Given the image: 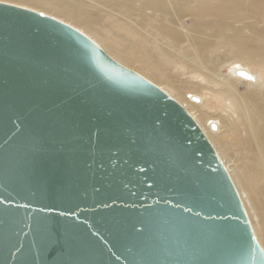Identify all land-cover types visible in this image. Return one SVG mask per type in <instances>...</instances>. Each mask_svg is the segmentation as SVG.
Segmentation results:
<instances>
[{"label": "water", "instance_id": "water-1", "mask_svg": "<svg viewBox=\"0 0 264 264\" xmlns=\"http://www.w3.org/2000/svg\"><path fill=\"white\" fill-rule=\"evenodd\" d=\"M40 13L0 2V264H264L192 114Z\"/></svg>", "mask_w": 264, "mask_h": 264}, {"label": "bare ground", "instance_id": "bare-ground-1", "mask_svg": "<svg viewBox=\"0 0 264 264\" xmlns=\"http://www.w3.org/2000/svg\"><path fill=\"white\" fill-rule=\"evenodd\" d=\"M11 1L24 4L20 6L26 8L48 6L50 9L42 7L43 11L59 19L64 17L66 23L90 37L117 62L123 65L128 60L134 61L133 55L137 56V53L125 49L129 47L124 45L113 47L111 43L114 39L107 38L98 29L101 23L97 19L98 13L108 9L109 17L117 19L134 37L149 35V28L154 30L156 38L147 41L150 52L155 51L171 63L173 56L182 66L192 67L194 74L199 71L201 75H197L204 78L208 90L206 94L195 92L187 97L186 87L183 92L181 87L173 84L160 82L157 85L173 98H178L176 100L192 114L216 148L240 192L256 236L264 249V36L254 34L249 36V40H242V33L248 34L251 27L242 24L243 20L226 22L223 15L215 13L216 7L211 0H74L77 3L75 7L68 4L59 6L48 0ZM83 6L97 10L92 14L95 18L83 16ZM205 14L209 18H203ZM186 17H193L208 25L209 38L191 30L186 24ZM253 19L264 25V9ZM183 43L188 44L186 53L178 54ZM220 49L233 50L226 64L237 62L236 69L228 75L220 71L226 65L222 62L214 69L207 65V57ZM143 58L136 59L137 65L133 68L145 73V68L140 67L144 65ZM213 59L214 62L216 58ZM154 68L150 64L144 74L146 78L151 77L149 73ZM239 70L248 72L253 79L239 76ZM164 78L169 80L170 76L165 75ZM241 86L245 90L241 91ZM237 132L240 134L237 135ZM238 137L243 141L242 152L235 149L234 141ZM250 173L260 179L261 186L254 181L255 191L248 184Z\"/></svg>", "mask_w": 264, "mask_h": 264}, {"label": "rangeland", "instance_id": "rangeland-1", "mask_svg": "<svg viewBox=\"0 0 264 264\" xmlns=\"http://www.w3.org/2000/svg\"><path fill=\"white\" fill-rule=\"evenodd\" d=\"M48 1L52 2V3H57L59 6L60 5L65 6L66 4H68L71 7H75V5L77 4V3H74L75 2L74 0H56V1L55 0H48ZM0 2H7V3L12 2V4L15 3V5L18 4L19 6L20 5L25 6L24 4H20L18 2H14L11 0L10 1L9 0H0ZM24 2H29V1L25 0ZM67 2H69L70 4ZM211 2L216 7V9L214 10L215 13L217 15H223L225 17L226 22L234 23L235 21L243 20L242 24H248L251 27V30L249 31L248 34L242 33V35H241L242 40H249V36L254 35V34H257L260 37L264 36V29H263L264 25H263V23L258 24L253 19V17L255 15H257V13L263 12L264 0H211ZM72 3H74V4H72ZM28 7L30 9H33V10L36 9V11L45 13L47 15H50L52 17L59 19V17H56L53 14H50V13L43 11L44 8H42V7H47L48 9H50L48 6L39 5L40 8H34L32 6H28ZM106 10L108 11V9H106ZM107 11H104L103 13L100 12V14L98 13L97 19L101 22L100 27L98 29L103 34H106L107 38L109 37L111 39H114V41L112 40V43H111L113 47L118 48V47L124 45V46L129 47V48H125V49L130 50L132 53L133 52L137 53V56L133 55L132 59H134V61L128 60V61H126L127 62L126 64L124 63L125 65L123 64L124 66L134 70L135 72H137V73H139L145 77L146 75H144V74L147 72L146 70L149 68L150 64H152L154 67H156L158 69L154 68L152 70V73H149V75L152 78L148 77L147 79H149L152 82L154 81L153 83H155L156 85H157V83H160V82H163L165 84H173L176 87H179V88L181 87L180 89L183 92L185 91V87H186L188 89L186 92L187 97H190L191 93L194 94L195 92H198V94L208 93V90L205 88V83L203 82L204 78L199 77L197 75V74L201 75L199 73V71H196L197 74H194V73H192V71L194 70V69H192V67L182 66L177 58L174 60L173 56H172V63H171V62L165 61V59H162L159 55H157L155 53V51L154 52L149 51L150 49L148 48L147 41H149L150 39L156 38V34H155L154 30L149 28L148 29L149 35L141 37V38L134 37L133 35H131L128 32L127 29L122 27L121 23L117 19L110 18L109 13ZM81 12H82L83 16H85L87 18L89 17L92 19L93 17L95 18V16H92L93 12L96 13L97 10H95L91 7H86V6L84 7L83 6V8L81 9ZM106 13H108V14H106ZM203 18H209V16L207 14H205ZM59 20L65 22L64 17H62ZM185 21H186L187 26L190 27L191 30L198 32L199 34H201L202 36H204L207 39L209 38L208 34H210V31L208 29V27H209L208 25L201 22L200 20L194 19L193 17H186ZM74 26L77 27L79 25L75 24ZM187 45L188 44L183 43L181 46V49L180 50L178 49V54H185L186 53L185 48L187 47ZM232 55H233L232 49H229L228 51H225L224 49L216 50L215 52H212L207 57V65L213 69L217 68L216 65L217 64L220 65L219 62H222L223 65L226 64V61H228ZM139 57H144L143 58V60L145 61V62H143L144 65L140 66V67L142 69L145 68L143 70L145 73L141 72L139 69L136 70L135 68H133L134 65H137L136 59H139ZM159 58H161V60ZM213 58H216V60L214 62L212 61V60H214ZM236 65H237V62L232 61L229 64L227 63L224 67H222V69L220 71L223 73V75H228L229 73H231L233 70L236 69ZM154 70L155 71L157 70V72H155ZM165 75L166 76L169 75L170 79L166 80L164 78ZM187 83H190V85H188ZM240 90L241 91L245 90L244 86H241ZM175 95L178 96V92H176ZM176 98H174V99H176ZM239 134L240 133L237 132V135H239ZM234 144H235V149L240 150V152H242V149H244L242 139L238 137L237 141H234ZM243 152H246V151L243 150ZM248 177H249L248 184L254 191L256 190L255 182L258 184V186H261L260 185V179L258 176H254L250 173L248 175Z\"/></svg>", "mask_w": 264, "mask_h": 264}, {"label": "snow or ice", "instance_id": "snow-or-ice-1", "mask_svg": "<svg viewBox=\"0 0 264 264\" xmlns=\"http://www.w3.org/2000/svg\"><path fill=\"white\" fill-rule=\"evenodd\" d=\"M40 15H43V13H40ZM246 78H248V79H252V77H250V76H248V77H246Z\"/></svg>", "mask_w": 264, "mask_h": 264}]
</instances>
